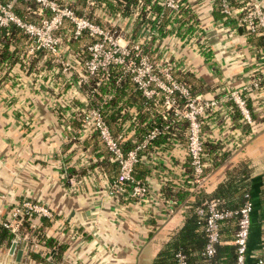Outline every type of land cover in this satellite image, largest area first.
<instances>
[{
	"label": "crops",
	"instance_id": "obj_1",
	"mask_svg": "<svg viewBox=\"0 0 264 264\" xmlns=\"http://www.w3.org/2000/svg\"><path fill=\"white\" fill-rule=\"evenodd\" d=\"M258 1L264 4V0ZM184 3L193 13L185 21H197L198 30L183 37L173 33L154 40L150 49L156 52L164 48L158 57L163 63L155 67L166 68L172 76L171 65L191 70L214 84L207 91L197 92L206 97L238 91L252 119L250 124L242 122L223 101L205 113L204 136L209 144H216L209 156L217 163L209 157L205 173L187 188L199 187L211 193L222 181L224 185L230 181V193L245 187L251 200L245 264H255L258 259L264 263V47H257L242 28L237 30L238 26L232 33L221 17L207 11L209 1ZM100 5L95 8L98 20L116 24L124 44L137 42L142 49L148 34L143 24L132 32L135 21H139L136 13L105 14ZM165 10L167 15L174 13ZM29 45L30 41L28 52ZM49 55L56 64L50 69L26 73L17 64L6 66L5 71L0 68V209L29 198L46 204L53 213L52 220L32 217L27 225L18 227L16 235L9 232L12 241L0 235V264H151L182 223L192 197L169 204L159 192L165 181H179L184 147L176 142L147 152V194L142 199L130 196L126 184L122 193L110 192L108 185L115 177L91 167L82 179L71 177L65 183L62 176L69 168H80L96 158L91 142L84 143L92 131H84L82 118L74 113L95 105L76 88L78 80L71 82L73 71L83 77L75 54L61 48L57 59ZM63 61L68 66L64 67ZM128 131L134 138L131 128ZM71 183L74 189L68 188ZM49 239L52 242L46 244ZM58 246L62 251L51 259ZM18 250L21 254L16 258ZM191 264L228 263L215 259Z\"/></svg>",
	"mask_w": 264,
	"mask_h": 264
},
{
	"label": "trees",
	"instance_id": "obj_2",
	"mask_svg": "<svg viewBox=\"0 0 264 264\" xmlns=\"http://www.w3.org/2000/svg\"><path fill=\"white\" fill-rule=\"evenodd\" d=\"M58 4H66L73 9L78 15H83L91 21L99 24L100 26H107L110 29L118 31V26L108 24L107 21H99V15L95 14V8L98 4L103 7L105 14H121L132 15L134 12L139 21H135V26L132 29L135 31L137 27L143 24L146 28L148 38L144 39L142 50L146 52L147 57L153 62L161 56L160 53L155 52V49H150V44L159 37L167 34H175L179 37L192 34L198 30L197 21H185L192 16L190 7L183 3L179 9L173 14L166 13V10L159 3L158 0H55ZM233 6H241L245 0H229ZM236 1V2H235ZM13 10L22 19L37 22L43 16L48 15L49 10L35 0H19L13 4ZM237 15H226L223 17V12L218 1L212 4L213 17H221L222 21L236 28L238 26ZM153 15V17H150ZM173 21H168V19ZM184 19V20H183ZM183 25V26H182ZM182 26V28H180ZM72 23L68 20H63L56 33L61 38L62 45H65L67 50H71L78 60V66L83 74V77L76 71L70 75L72 81L78 80L76 88L81 92L85 98H90V103L99 106L104 121L107 123L113 136L120 143L123 150L131 148L135 141H139L142 137L152 128H157V132L148 140L137 153L139 159L133 166V176L140 181H144L146 174H149V165L146 162L147 152L152 147H163L171 143H178L185 146L186 140V125L187 122L184 118L178 117L174 114L172 109H163L162 97L157 96L153 98L145 97L137 88L135 83L131 80L130 74L126 72L120 63L110 62L106 71L98 70L93 73H88L84 70V62L88 58L86 45L95 39L94 35H90L86 30H83L79 35L73 36ZM247 37L254 41L257 47H264V39L254 33L247 32L244 25L241 27ZM157 38V39H156ZM31 37L27 35L21 28L15 24H10L7 28L0 26V68L6 69L17 64L26 73L29 71H37L39 69H50L56 65L52 60V56L45 49L27 51V44ZM130 41H128L129 43ZM160 55V56H158ZM173 76L180 82H183L189 88V91L194 94L197 92L207 91L212 88L214 84L206 83L201 77L194 75V72L187 69H175L171 65ZM7 70V69H6ZM57 75V73H56ZM88 93V94H87ZM218 97V96H216ZM180 97H178V100ZM223 104L227 102L232 111L237 112L242 116L238 108L231 102L230 99L224 98ZM231 111V112H232ZM239 112V113H238ZM75 115L82 117L81 110H76ZM204 116L201 117V139H202V161L203 170L202 174L208 168V158L211 157L212 163H217L212 156H209L211 151L215 150L216 144H209L204 136L203 125ZM131 128L133 137H129L128 129ZM91 142L93 148L97 151L96 158L88 165H82L80 168L68 169L65 175L62 176L65 183L69 178L77 177L82 179L84 173L88 172L89 167L95 172L105 171L109 178L118 176V166L115 161L111 159L109 152L106 148L102 147L98 134L92 131L89 140H84V143ZM104 146V145H103ZM185 151V149H184ZM184 157L182 164L181 176L179 181H165L159 188V192L163 199L176 200L190 197L187 202L185 212L183 213L182 223L170 235L169 239L156 253L151 261V264H174V254L179 251L186 257L187 264H191L195 260L212 261L215 259H222L228 264H234L236 250L233 239L236 231V217H231L222 220L218 225V242L215 244L214 253L207 256L203 252L206 235L204 231L202 217L196 214V207L201 204L204 199L216 198L218 200V207L220 209H237L244 201V192L247 191L245 187L240 186L234 189V197L227 190L230 186V181H226V185L222 181L219 183L215 190L211 193L203 191L201 188H191L196 184V177L193 174L192 166L188 155ZM179 157V156H178ZM144 159V160H143ZM93 171V172H94ZM73 173V174H70ZM112 175V176H111ZM128 185L127 182L123 183ZM190 188H187L190 185ZM28 220L24 219L21 225H27ZM10 231L0 226V235L6 236L8 240L12 241L13 235ZM42 239V238H39ZM52 240H47L46 244H50ZM54 250V254H50V258H57L62 246H58ZM30 255V254H29ZM31 256L35 257V254Z\"/></svg>",
	"mask_w": 264,
	"mask_h": 264
},
{
	"label": "built area",
	"instance_id": "obj_3",
	"mask_svg": "<svg viewBox=\"0 0 264 264\" xmlns=\"http://www.w3.org/2000/svg\"><path fill=\"white\" fill-rule=\"evenodd\" d=\"M17 1L19 0H0V26L7 28L13 23L29 35L31 37L29 52L42 48L52 53L57 59L60 49L66 47L62 45L56 30L66 18L72 23L71 33L73 36L79 35L83 30L95 36V39L86 45L88 58L84 62L85 71L88 73L98 70L106 71L110 62L120 63L145 97L161 96L162 103L167 109H172L176 116L184 118L187 122L184 149L197 181L202 177L203 170L201 117L208 110L217 108L224 98H230L238 108L243 121L246 124L252 122L245 98L238 91L232 90L227 96L218 97H206L201 93L192 94L187 85L175 79L166 68L157 70L153 63L147 61L148 58L146 59V54L142 53L139 43L133 42L130 45L117 43L118 31L102 27L87 17L76 14L68 5L58 4L55 0H35L41 7L48 8L49 14L41 16L37 22H31L22 19L14 12L13 4ZM158 1L168 11L176 12L186 1L190 3L191 1L203 0ZM207 1H209L206 8L208 12L212 10V4L218 1L223 17L237 15L242 11L238 17V26L244 25L247 32L258 34L264 39V4L260 1L245 0L241 6H233L229 0ZM230 30L232 33L235 32V28ZM62 64L64 67L68 66L67 61H63ZM178 97H180L179 100ZM81 112L84 131H95L98 134L111 159L118 166V176L108 185L110 192L122 193L124 191L123 183L127 182L130 186V196L136 199L144 198L147 194L146 181H140L133 176V166L139 159L138 150L146 144L147 139H150L157 132V128L150 129L143 140L134 143L131 148L123 150L104 121L99 106L82 108ZM68 188L74 189L75 185L71 183ZM243 196L245 197L243 203L233 210L220 209L216 198L204 199L196 207V214L202 217L206 235L203 248L205 255L210 256L214 253L215 244L218 242L219 223L234 216L236 217V231L233 239L236 250L234 264H245L251 200L248 191L244 192ZM166 201L169 204L175 202L171 199H166ZM32 217L52 220L53 213L46 204L40 201L22 198L9 204L7 209H0V226L16 235L21 222ZM174 264H187L185 255L177 251L174 254ZM255 264L264 263L258 259Z\"/></svg>",
	"mask_w": 264,
	"mask_h": 264
},
{
	"label": "rangeland",
	"instance_id": "obj_4",
	"mask_svg": "<svg viewBox=\"0 0 264 264\" xmlns=\"http://www.w3.org/2000/svg\"><path fill=\"white\" fill-rule=\"evenodd\" d=\"M105 28L108 29L107 26H106ZM117 43H119V44H123V42H122L120 39L117 40ZM143 51H144V50H142V53L144 54L145 52H143ZM163 51H164V48H163V50H162V47H159L158 50H157L156 52H158V53L161 54ZM144 55H145V54H144ZM146 56H147V55H146ZM158 56H160V55H158ZM147 58H148V59H147ZM146 59H147V61L153 63V66H154V67H155V65H160V64L163 63V60H159L158 58H157L156 61H153V62L149 59V57H146Z\"/></svg>",
	"mask_w": 264,
	"mask_h": 264
},
{
	"label": "water",
	"instance_id": "obj_5",
	"mask_svg": "<svg viewBox=\"0 0 264 264\" xmlns=\"http://www.w3.org/2000/svg\"><path fill=\"white\" fill-rule=\"evenodd\" d=\"M239 29H240V27L238 26V27H237V30H239ZM13 248H14V243L11 244L9 251L12 252V251H13ZM20 254H21V251L18 250V251L16 252V258H18V257L20 256Z\"/></svg>",
	"mask_w": 264,
	"mask_h": 264
}]
</instances>
